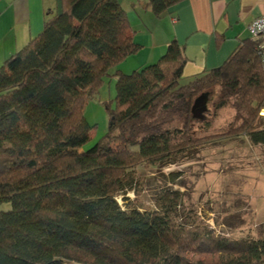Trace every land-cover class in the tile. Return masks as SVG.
Here are the masks:
<instances>
[{
	"label": "trees",
	"instance_id": "1",
	"mask_svg": "<svg viewBox=\"0 0 264 264\" xmlns=\"http://www.w3.org/2000/svg\"><path fill=\"white\" fill-rule=\"evenodd\" d=\"M143 1L160 16L183 0ZM129 29L119 0H61L1 65L0 264H264V239L218 234L186 211L180 190L162 189L152 210L117 199L135 189L140 166L186 160L212 138L194 130L196 121L212 126L194 118L209 89L218 88L216 114L234 111L223 137L264 144L257 43L246 38L221 66L181 84L187 58L176 40L155 63L110 72L140 48ZM107 76L115 107L85 149L93 126L84 110ZM169 176L175 184L180 173Z\"/></svg>",
	"mask_w": 264,
	"mask_h": 264
},
{
	"label": "rangeland",
	"instance_id": "2",
	"mask_svg": "<svg viewBox=\"0 0 264 264\" xmlns=\"http://www.w3.org/2000/svg\"><path fill=\"white\" fill-rule=\"evenodd\" d=\"M54 7L51 14L47 10L46 17L56 13ZM17 51L14 49L12 54ZM112 79L105 78L99 92L85 107L84 115L93 126L85 149L95 145L108 130V107H115L116 95V80ZM188 81L182 79L181 84ZM218 96V88L200 94L194 117L212 122L210 128H205L201 121L194 122L199 136L212 138L203 140L186 160H176L160 168L140 166L135 189L118 195L117 199L122 206L126 203L124 197L136 199L141 210H152L156 208L158 193L166 187L173 188L184 194L186 211L197 212L218 234L236 240L264 239V144L254 145L245 136L223 137L234 111L227 107L216 114L214 103ZM172 172L180 173L175 184L169 176Z\"/></svg>",
	"mask_w": 264,
	"mask_h": 264
},
{
	"label": "crops",
	"instance_id": "3",
	"mask_svg": "<svg viewBox=\"0 0 264 264\" xmlns=\"http://www.w3.org/2000/svg\"><path fill=\"white\" fill-rule=\"evenodd\" d=\"M119 1L128 14L129 35L140 48L112 71L131 73L155 63L176 40L187 58V81L221 66L250 37L253 20L264 15V0H183L160 16L143 0ZM52 6L59 12L61 0H0V67L42 31Z\"/></svg>",
	"mask_w": 264,
	"mask_h": 264
},
{
	"label": "built area",
	"instance_id": "4",
	"mask_svg": "<svg viewBox=\"0 0 264 264\" xmlns=\"http://www.w3.org/2000/svg\"><path fill=\"white\" fill-rule=\"evenodd\" d=\"M248 30L250 37L257 43L264 67V15L253 20Z\"/></svg>",
	"mask_w": 264,
	"mask_h": 264
},
{
	"label": "water",
	"instance_id": "5",
	"mask_svg": "<svg viewBox=\"0 0 264 264\" xmlns=\"http://www.w3.org/2000/svg\"><path fill=\"white\" fill-rule=\"evenodd\" d=\"M196 106H197V100H196V102H195V113H196Z\"/></svg>",
	"mask_w": 264,
	"mask_h": 264
}]
</instances>
